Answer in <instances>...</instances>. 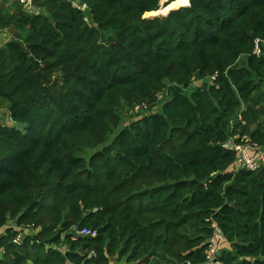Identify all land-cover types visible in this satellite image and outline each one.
Listing matches in <instances>:
<instances>
[{"label":"trees","instance_id":"trees-1","mask_svg":"<svg viewBox=\"0 0 264 264\" xmlns=\"http://www.w3.org/2000/svg\"><path fill=\"white\" fill-rule=\"evenodd\" d=\"M163 1H0V264H264V0Z\"/></svg>","mask_w":264,"mask_h":264},{"label":"built area","instance_id":"built-area-1","mask_svg":"<svg viewBox=\"0 0 264 264\" xmlns=\"http://www.w3.org/2000/svg\"><path fill=\"white\" fill-rule=\"evenodd\" d=\"M19 1L28 11H34V0H16ZM2 33L0 29V34ZM256 53L259 54V50L256 49ZM218 78V73L211 77V81L214 82ZM197 84L202 85V81H198L193 78V86ZM159 100L163 98V95L158 96ZM139 107L136 108V111ZM224 148L234 151L237 154V167L245 168L247 170H258L264 164V153L256 145H254L251 140L246 136L237 135L232 137L225 145ZM213 234L209 240L208 247L206 250L207 264H223L220 260L223 245L225 243V235L222 230L214 224L212 226ZM82 236H96V234H91L89 231H83L80 233ZM14 243L17 245L21 244V236H18Z\"/></svg>","mask_w":264,"mask_h":264},{"label":"rangeland","instance_id":"rangeland-1","mask_svg":"<svg viewBox=\"0 0 264 264\" xmlns=\"http://www.w3.org/2000/svg\"><path fill=\"white\" fill-rule=\"evenodd\" d=\"M164 2H162V10H167V9H165L166 7H164ZM175 5V4H174ZM183 5V4H182ZM160 9V10H161ZM159 10V11H160ZM150 17H152V16H150ZM198 87V85L197 84H195L194 86H193V88H197ZM167 92H165V94H166ZM7 124H10V113H9V108H8V104H7V102L4 100V99H2V98H0V126L1 125H7ZM263 153H264V151H263ZM15 226V224L13 223V222H10L9 223V225H8V227H14ZM113 264H118V263H113ZM120 264H127V263H120Z\"/></svg>","mask_w":264,"mask_h":264},{"label":"water","instance_id":"water-1","mask_svg":"<svg viewBox=\"0 0 264 264\" xmlns=\"http://www.w3.org/2000/svg\"><path fill=\"white\" fill-rule=\"evenodd\" d=\"M77 3H80V2L77 1ZM83 11H84V15L86 17V21L88 22L89 26L95 27L96 25H95V22H94V16H93L91 10L88 7H84ZM169 12L170 11H168L167 13L164 14V13H159V11H158V14L154 15V17L166 16ZM30 60H31V63H32L35 71H38V64H37V62L33 58H31ZM204 138H205V141L208 143L209 142L208 137L207 136H204Z\"/></svg>","mask_w":264,"mask_h":264},{"label":"crops","instance_id":"crops-1","mask_svg":"<svg viewBox=\"0 0 264 264\" xmlns=\"http://www.w3.org/2000/svg\"><path fill=\"white\" fill-rule=\"evenodd\" d=\"M0 1H3V0H0ZM9 2H11V0H8ZM13 1V0H12ZM177 0H164L163 2L166 4V3H169V2H171V5L174 3V2H176ZM189 1V0H188ZM189 4H190V2L188 3V5L187 6H189ZM182 7H185V6H182ZM178 8H180V7H178ZM175 9H177V8H175ZM171 10V9H170ZM173 10V9H172ZM10 40V38H9V36H8V34L7 33H5V32H3V33H1L0 34V43H6L7 41H9ZM8 125V124H7Z\"/></svg>","mask_w":264,"mask_h":264},{"label":"bare ground","instance_id":"bare-ground-1","mask_svg":"<svg viewBox=\"0 0 264 264\" xmlns=\"http://www.w3.org/2000/svg\"><path fill=\"white\" fill-rule=\"evenodd\" d=\"M184 1H186V0H177L176 2H174V4H176V3H178V2H182V3H184ZM188 3H189V1H188ZM172 10V9H171ZM171 10H169V11H171ZM168 12V11H167ZM167 12H165V13H167ZM158 14V12H154V13H151V15L150 14H148L147 16H154V15H156V14ZM159 13H163V11H162V9L159 11ZM164 13V14H165Z\"/></svg>","mask_w":264,"mask_h":264}]
</instances>
